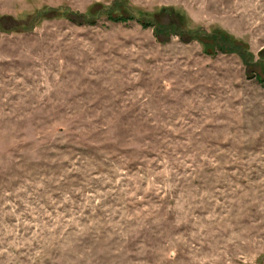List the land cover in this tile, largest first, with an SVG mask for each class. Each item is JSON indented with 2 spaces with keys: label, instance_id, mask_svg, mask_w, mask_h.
Masks as SVG:
<instances>
[{
  "label": "rangeland",
  "instance_id": "374dc122",
  "mask_svg": "<svg viewBox=\"0 0 264 264\" xmlns=\"http://www.w3.org/2000/svg\"><path fill=\"white\" fill-rule=\"evenodd\" d=\"M0 264H264V0H0Z\"/></svg>",
  "mask_w": 264,
  "mask_h": 264
}]
</instances>
